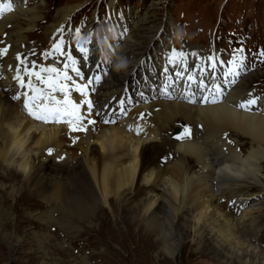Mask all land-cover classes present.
<instances>
[{
  "label": "bare ground",
  "instance_id": "bare-ground-1",
  "mask_svg": "<svg viewBox=\"0 0 264 264\" xmlns=\"http://www.w3.org/2000/svg\"><path fill=\"white\" fill-rule=\"evenodd\" d=\"M23 2L0 0V9L12 5L11 11L0 15V48L8 23H12L9 40L16 38L12 46L20 48L24 32L34 28L46 4L40 0L26 9L20 4ZM75 9L67 6L54 15L45 35L63 27ZM151 13L131 22L121 48L110 59V76L95 102L98 110L99 103L110 100L112 113L93 123L96 134L65 133L61 128L35 124L22 115L18 103L0 91V166L4 172L0 181H12L15 171L20 189L13 201H20L21 193L31 189L33 197L61 214L66 225H71V220L91 225L102 210L120 209L137 235L146 228L155 238L157 254L166 258L173 259L177 249L190 242L197 254L210 257L212 264H264V247L254 240L263 226L261 216L238 210L235 217L226 209L229 195L237 189L254 191L251 196L264 195V111L256 112L254 105L243 103L245 86L227 73L222 78L215 65L203 78L205 70L196 69L204 63L196 57H205L197 52L189 55L175 74L174 70L164 74H172L170 80L178 90L175 101L154 104L161 109L153 113V131L145 135L138 128L129 131L126 121L130 120L120 121L135 112L129 100H121L123 87L130 86L143 95L145 67L140 69V79L137 72L130 80L128 77L148 43L165 26L162 22L156 26ZM193 79L203 84L195 86ZM258 101L264 108V97ZM161 113L164 118L158 116ZM177 120L188 125L184 141L161 134ZM225 133L231 134L230 141L224 140ZM242 140L250 145L244 155L238 147ZM166 147L178 158L163 165ZM195 165L197 173L192 171ZM187 212L192 215L186 219ZM71 227L75 232L78 229Z\"/></svg>",
  "mask_w": 264,
  "mask_h": 264
},
{
  "label": "rangeland",
  "instance_id": "rangeland-1",
  "mask_svg": "<svg viewBox=\"0 0 264 264\" xmlns=\"http://www.w3.org/2000/svg\"><path fill=\"white\" fill-rule=\"evenodd\" d=\"M38 1L31 0L27 3V7L32 8ZM117 2L121 5V9L118 5L113 12L122 14L116 21L119 25L127 26L129 31L132 26L131 22L142 18L148 12H152V19L156 26L163 22L168 27L171 26L173 30L176 27L178 35H183V37L179 38L181 44L176 43L170 47L171 54L178 53L180 48L183 52V48L192 43H195L192 45L210 49L207 57H210L211 49L215 50V47L220 54L225 53L228 65L236 66L233 74L227 77L233 76L237 84L245 86L243 103L247 101V104L254 105L256 112L264 111L258 101L264 97V0H117ZM45 3L43 11L39 13L40 26L53 21L54 15L63 11L65 7H77L78 9L84 4L70 22L72 31L83 29L84 26L88 30L92 15L95 12L110 11L111 6L110 0H45ZM125 5H128V11L124 10ZM224 5H226L225 12L218 19ZM152 8L155 10L152 11ZM207 8L211 11L210 14ZM224 14L237 17L235 16L234 21H231L232 24H228L224 21ZM100 21L103 25L99 32L102 39H109L110 36L118 34L117 29L111 24L115 21L113 17L111 19L105 17L103 20L100 18ZM227 25L233 28L240 42L239 46L235 47L233 41L227 45L224 35L220 37L221 29ZM61 31L70 32L71 30L65 27ZM195 33L200 34L196 36ZM178 35H176L177 38ZM42 36L43 33L39 28L29 32L27 36L28 43L32 42L33 46L37 47L36 55L41 53L40 47L44 44L45 39ZM172 37L174 35L170 34L169 38L172 39ZM153 44L156 45L155 42ZM184 52L186 56L197 52L204 54V57L206 55L205 49L199 50L194 46L188 47ZM179 57L182 59V55ZM30 58L33 59V57H28L29 61L35 62ZM149 61V55L143 60L138 59L128 80L133 77L134 72H137V79H140L138 74L144 67L147 72L143 70V73L148 75L149 69L146 68L149 67L147 64ZM173 70L174 67H166L162 75L164 76L166 71L172 72ZM222 72L221 77L225 78ZM207 73L208 71L204 72L203 78H206ZM192 83L195 86L203 84L202 81L196 82L194 79ZM130 88L132 87L129 86L128 89ZM149 92L150 90L148 94ZM135 93L138 95L137 92ZM163 115L164 113H161L158 116L164 118ZM225 137L231 140L230 134ZM240 142L242 145L238 147L244 155L245 149L250 145L246 140ZM192 164L194 165V162ZM1 168L0 166V176H3L4 172ZM197 168L198 166L195 165L192 171L197 173ZM13 174L12 181L6 183H4L5 179L0 181V234L2 235L0 264H212L210 257H200L190 242L180 246L173 259L157 254L155 238L146 233V228H144L146 234L137 235L133 228L135 226L129 220L123 219L120 209H113L114 212L111 208H106L104 211L101 209L102 212L98 213L97 219L91 221V225L80 224L74 220H71V225H66L61 221L63 218L61 214L55 213L51 207L33 197L31 189H26L18 198L20 201L14 202L13 198L18 197L17 190L20 189V183L16 181L15 171ZM234 192L236 193L229 195L227 211L233 212L235 217L239 211L242 214L250 211L260 215L263 226L254 240L256 244L258 240L260 246L264 247V195L251 196L250 194L254 191L238 189ZM28 195L32 198H28ZM191 215L187 212L184 217L187 219ZM72 225L75 228L78 226L76 232L71 227Z\"/></svg>",
  "mask_w": 264,
  "mask_h": 264
},
{
  "label": "snow or ice",
  "instance_id": "snow-or-ice-1",
  "mask_svg": "<svg viewBox=\"0 0 264 264\" xmlns=\"http://www.w3.org/2000/svg\"><path fill=\"white\" fill-rule=\"evenodd\" d=\"M11 8H12L11 3L5 4L3 6V8L0 9V15H3L5 12L11 11ZM83 51H86V50H83ZM52 71H55V70L53 69ZM25 106L28 107L27 104ZM77 111H78V108H77ZM30 114L35 116V118H37V119H42L43 118V117L37 116L35 113L31 112V110H30ZM73 130H75V128Z\"/></svg>",
  "mask_w": 264,
  "mask_h": 264
}]
</instances>
